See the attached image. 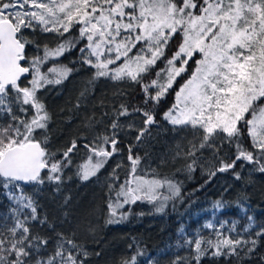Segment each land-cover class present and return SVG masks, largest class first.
Returning <instances> with one entry per match:
<instances>
[{"label": "snow or ice", "instance_id": "6c2138e0", "mask_svg": "<svg viewBox=\"0 0 264 264\" xmlns=\"http://www.w3.org/2000/svg\"><path fill=\"white\" fill-rule=\"evenodd\" d=\"M71 52L92 70L89 84L131 87L141 102L113 103L53 148L45 95L76 71L60 59ZM160 120L190 136L173 152L177 171L264 174V0H0V264H86L76 231H57L38 199L47 187L60 192L70 170L81 183L105 177L108 224L137 202L163 213L181 197V183L149 172V152H139ZM247 199L236 202L245 213ZM228 207L218 199L213 219L181 227L187 254L171 264H264V224L215 217ZM143 255L136 246L120 264Z\"/></svg>", "mask_w": 264, "mask_h": 264}, {"label": "trees", "instance_id": "16d2710c", "mask_svg": "<svg viewBox=\"0 0 264 264\" xmlns=\"http://www.w3.org/2000/svg\"><path fill=\"white\" fill-rule=\"evenodd\" d=\"M60 59L76 71L45 95V102L53 114L50 126L53 148L65 144L78 129L83 131L82 125L87 117L94 115L99 119L113 103L125 102L135 106L141 102L138 90L131 87L104 80L89 84L92 70L78 62L77 52L66 53ZM86 87V97L82 98L80 93ZM120 89L124 91V97L114 95ZM78 102L80 107L76 108ZM171 102L172 97L162 101L158 111H165ZM133 135L129 133L128 140H132ZM185 137L190 138L188 133L173 132L166 122L160 120V126L153 129L152 139L139 150L140 155H144L145 150L149 152V172L156 169L161 176L181 183V197L170 201L163 213H156L153 205L137 202L127 220L108 224L104 207L105 177L102 175L99 181L81 183L72 170L68 172L72 179L65 182L60 192L47 187L39 194L43 211L56 230L76 231L79 241L90 253L86 264H120L121 259L135 254L136 246L144 252L137 258V264H171L177 255L187 254L185 249L177 247L183 242L180 228L183 227L186 234L192 233L213 219L212 205L218 199L227 201L229 207L226 212L216 211L217 219L231 220L251 215L258 225L264 224V174L254 173L249 177L245 169L241 173L242 179L236 180L230 172L217 173L209 178L207 166L204 169L198 167L191 174L177 171L182 168V161H174L172 155L176 145ZM161 160L167 162L161 163ZM110 165L114 166L112 162ZM120 175L123 178L124 172L121 171ZM242 195L248 197L241 201L249 209L247 213L236 203ZM66 197L69 198L67 204L64 203ZM37 230L41 234L53 235L47 228L38 227Z\"/></svg>", "mask_w": 264, "mask_h": 264}]
</instances>
